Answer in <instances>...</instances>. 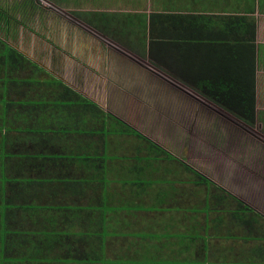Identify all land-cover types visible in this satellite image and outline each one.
I'll list each match as a JSON object with an SVG mask.
<instances>
[{
  "label": "crops",
  "instance_id": "obj_1",
  "mask_svg": "<svg viewBox=\"0 0 264 264\" xmlns=\"http://www.w3.org/2000/svg\"><path fill=\"white\" fill-rule=\"evenodd\" d=\"M250 37L258 143L192 87ZM0 39V264H264V0H0Z\"/></svg>",
  "mask_w": 264,
  "mask_h": 264
},
{
  "label": "trees",
  "instance_id": "obj_2",
  "mask_svg": "<svg viewBox=\"0 0 264 264\" xmlns=\"http://www.w3.org/2000/svg\"><path fill=\"white\" fill-rule=\"evenodd\" d=\"M255 30V24L252 25ZM250 32V29H249ZM236 53V54H235ZM232 52V59L222 60V70L208 74L205 83L192 86L208 99L209 102L232 115L241 123L252 126L255 123V51L251 42L246 38L239 41L237 51ZM237 56V57H236ZM236 57V58H235ZM26 60L19 53L8 47L0 39V62ZM28 61V60H27ZM66 93L75 95L63 86Z\"/></svg>",
  "mask_w": 264,
  "mask_h": 264
},
{
  "label": "rangeland",
  "instance_id": "obj_3",
  "mask_svg": "<svg viewBox=\"0 0 264 264\" xmlns=\"http://www.w3.org/2000/svg\"><path fill=\"white\" fill-rule=\"evenodd\" d=\"M27 27L28 28H32V31L35 34H38L39 36L30 35L29 33H26L27 36L24 37V43H22L21 39H18L19 42L18 41L15 42V45L19 46V44H21L23 46V45H26L28 43V47L30 45L32 46V44L37 47V46L41 45V41L42 42L45 41L46 43H51L52 44V37L51 36L50 37L47 36L46 29H44L45 27H41V24L39 23L38 19H34L33 18V20L30 21V23L28 24ZM34 53H36L37 56H43V57L47 56L46 59L53 60V57L50 58L51 53H49V52H44V53L37 54L38 51H35ZM261 115L262 114L260 112V114L258 116L256 127L242 124V129L243 130L242 129H241L242 131L240 130V136H243L245 139H251V140H253L255 142L262 141L263 134H262V131H261V127L259 128V125L262 122V116ZM225 116H227L229 118V120L227 122L224 121L225 124H233V123L230 122V120L233 121V122L236 121V119L232 118L231 115H229L227 113L225 114Z\"/></svg>",
  "mask_w": 264,
  "mask_h": 264
}]
</instances>
